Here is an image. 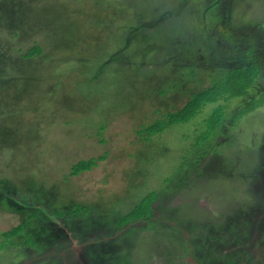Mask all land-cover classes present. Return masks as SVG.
<instances>
[{
	"label": "rangeland",
	"instance_id": "1",
	"mask_svg": "<svg viewBox=\"0 0 264 264\" xmlns=\"http://www.w3.org/2000/svg\"><path fill=\"white\" fill-rule=\"evenodd\" d=\"M22 1L42 20L25 23L16 39L17 47L39 41L45 49L34 62L42 102L25 110L32 147L0 149L1 164L16 154L29 168L18 170L19 160L0 167V188L41 204L50 225L42 233L45 218L32 219L27 232L35 243L24 249L0 243V264H264V107L234 126L229 116L202 166L182 173L181 157L197 154L194 139L211 106L191 123L139 134L179 110L190 90L248 62L250 45L264 73V0ZM59 30L65 43L55 41ZM219 63L227 67L218 70ZM182 75L185 90L172 89ZM129 81L134 89L119 90ZM90 158L94 167L72 175L73 164ZM170 175L174 181L164 182ZM152 190H159L152 220L119 226ZM3 194L5 231L23 223L28 209ZM75 205L87 209L78 219L69 216Z\"/></svg>",
	"mask_w": 264,
	"mask_h": 264
},
{
	"label": "trees",
	"instance_id": "2",
	"mask_svg": "<svg viewBox=\"0 0 264 264\" xmlns=\"http://www.w3.org/2000/svg\"><path fill=\"white\" fill-rule=\"evenodd\" d=\"M17 2L16 6L13 7L9 4V0H0V149L3 152L6 150L8 152L15 151L21 143L25 147H32L31 143L35 139L30 126L33 123H31L32 120L28 117L30 115L27 116V113L25 114V110H27V106L32 107V103H29V101L34 100L33 102H38L39 105L42 102L39 98V95L41 96L42 93V88H40L41 82L38 80L40 76L39 66L34 62H39L45 55V49L39 41H33L25 47H17L19 44L16 42V39L20 36L19 31H21L25 23L31 22L36 24L41 23L42 20L38 18L39 12L24 9L26 5L22 6V0H17ZM64 27L62 23L60 30H63ZM60 30L53 33L55 35L54 38H57L54 40L56 42L60 40L61 43H65V34ZM12 31L13 33L9 34ZM54 44L57 46L56 43ZM254 50V46L250 45L247 48V52L250 54L248 62L231 66V68L228 67L222 76H215L211 86L191 94L179 110L165 114L163 118L157 119L139 131V134H144L147 138L161 134L168 127L191 123L203 112L204 108L211 106L210 112L203 118V129L198 130L194 139L193 147L197 154L193 160L182 156L177 173L185 172L193 164H196L198 167L202 166L209 156V149L207 150V147H212L215 144L211 142L216 139L215 137L218 134L220 135L221 128L229 116L231 118L234 115L232 119L234 126L243 116L252 113L260 107H264V73L260 61L253 59L251 56ZM190 74L193 76L194 71H191ZM179 84L175 85L178 86ZM133 86V83L129 81V83L121 85L119 90H132L134 89ZM83 96L85 97L84 99H87L86 101L92 99L91 96H87V93ZM112 97H107V99H111ZM235 103H238V105L233 108L232 105ZM99 159H104V156H100ZM16 160H19L21 164L18 170H21L23 167L29 168L27 160L18 157V155L16 156V154L12 157L7 155V158L4 160L6 166L0 163V167L2 169L6 168L7 164L10 165V162L12 163ZM7 161L9 163H6ZM95 165V158L79 160L71 167V173L72 175H77L80 172L90 170ZM7 178L12 183L9 180V176ZM169 180L174 181L173 175L164 178V182ZM8 189V187L5 189L0 188V191L4 192L3 198L8 200V204H11L13 207L17 204L20 209H28V218L11 229L0 230V243H8V246L12 247L23 246L21 249H24L26 244L35 243L31 233L27 232V228L32 219L41 216L43 207L38 203L32 204L28 198L21 199L18 195L12 197V194L8 193ZM156 192H159V190H152L140 197L131 206V209L118 220L120 221L118 222L119 226H126L127 223L132 221L144 222L152 220V216L159 207V204H157L158 193ZM19 203H22L24 207L19 205ZM34 205H38V208ZM83 210L87 211L84 206L75 205L71 213L78 215ZM53 212L59 217L67 214L62 210H55ZM46 230V227L43 228L42 233L46 232ZM19 235L24 236L20 244L15 240Z\"/></svg>",
	"mask_w": 264,
	"mask_h": 264
},
{
	"label": "flooded vegetation",
	"instance_id": "3",
	"mask_svg": "<svg viewBox=\"0 0 264 264\" xmlns=\"http://www.w3.org/2000/svg\"><path fill=\"white\" fill-rule=\"evenodd\" d=\"M198 47H202V45H201V43H199V44H196ZM227 67V65L225 66V64L224 65H222V63H219V65H217V69L218 70H223V68H226ZM194 76L195 75H193V76H191V74L189 75V77H190V81L189 82H191L193 79H194ZM186 80V78H184V76L182 75V76H180V79H179V81H180V83L181 84H179L178 86V89H177V86L174 84V83H172L171 84V87H172V89H174V90H185V87H184V84H185V82H187V80ZM201 90V89H200ZM151 92V90H150V88H149V90H148V92ZM147 92V91H146ZM195 92H197V91H195ZM195 92H193V90H190V92H189V95H191V94H193V93H195ZM223 140V139H222ZM43 213V214H42ZM41 213V215L45 218V221L43 222V228H45V227H49V225H50V221L48 220L49 219V215H50V213L51 212H42ZM66 213H68V212H66ZM65 215H67V214H65ZM69 216H73L72 218H75V219H78V218H76L75 216H77V214H75V213H70L69 214ZM27 218H28V215H27ZM39 219H40V217H39ZM80 219V218H79ZM41 220V219H40ZM233 221L231 220L230 222H229V224H231ZM77 226H79L78 224H76ZM45 233V232H44ZM262 238V237H261ZM71 242H73L72 240H71ZM212 242V241H211ZM262 242H264V239L262 238V241H261V243Z\"/></svg>",
	"mask_w": 264,
	"mask_h": 264
}]
</instances>
